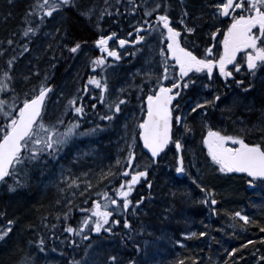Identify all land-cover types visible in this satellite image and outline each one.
Listing matches in <instances>:
<instances>
[{
    "label": "rangeland",
    "instance_id": "obj_1",
    "mask_svg": "<svg viewBox=\"0 0 264 264\" xmlns=\"http://www.w3.org/2000/svg\"><path fill=\"white\" fill-rule=\"evenodd\" d=\"M74 1V6L79 8L82 13L91 10L90 15L84 16L94 26L99 25L104 29L101 31L103 33L101 35L116 33V36L110 38V43H108L109 47L117 48L120 58L117 60L113 57H106L111 63L101 71L99 67L93 69L90 64L93 56L104 54L100 52L99 46L95 43L92 45L87 41L88 39L78 40L80 48L76 53L70 52L69 47H65L66 44L68 46L72 44L67 33L66 15L57 10L48 21H37L38 30L40 29L38 35L32 39V45L26 48L23 53L19 52L21 55L18 59H14L16 61L11 65V68L0 67V73L10 71L12 88L22 99L26 92L31 93V86L37 85L38 81L45 79V73L47 74V83L50 78V70L61 58V53L67 52L62 57L64 63L66 56L71 54L73 57L70 67L61 80L62 82L56 84L50 93L43 118L45 121H55L61 113H64V124H67L70 119L78 117L79 114L65 110L68 98L76 95L77 103H82L85 106L84 116L79 117L81 130L96 129L94 132L76 136L65 144L58 153L62 160L57 159L58 154L55 157V160L59 162L56 166L46 167L33 164V161H26L19 165L18 171L14 174L13 183L16 176H19L22 182L14 183V187L10 183L0 185V205L5 208L0 215V226L9 227L6 222L15 216L14 212L18 207L21 208L22 202L19 197L27 182H35L43 187L57 188L59 202L55 204L58 209L67 210L68 215L64 217L67 220L69 213L74 215L75 206H83L82 204L91 206L93 200L100 198L97 193L105 190L117 179L119 175H115V173H123L121 165L126 166L124 157L128 154V143H133V151L138 152V120L146 112L143 97L155 83V73L162 72L158 49L166 47V45L158 35H146L147 26L141 32L142 35H145V40L138 41L136 44L119 45L121 37L125 40L135 39L134 29L137 22L146 19L144 15L145 0ZM166 2L169 4L168 14L172 18L171 23L181 30L182 44L199 52V55L204 54L208 44L213 46L214 53L220 51L222 46L219 41L222 39V33L217 32L216 37H212L210 33L217 27L226 26L228 20L226 22L222 17L213 16L217 0H166ZM148 6H151V0H149ZM133 7H135V11L131 10ZM163 10V7L159 9V11ZM185 11L186 15L183 16L185 23L194 28L191 33L186 32L184 25L179 22ZM154 15L155 13H152L153 17ZM152 22L157 23L154 19ZM129 33L132 35L129 36ZM62 47H64V51ZM150 71L153 73L151 83L144 75ZM89 75L106 77L108 87L105 90L104 100L100 99L99 87L91 84L88 80ZM240 75L243 80L239 81L242 83H235L232 92L219 95L220 99L215 100L214 105H207L213 106L212 112L209 114L202 111L201 108H196L195 111L191 110L200 101L199 94L207 85L205 81L203 82L199 78L194 79L193 83L189 84L184 91L186 97L183 98L182 108L178 107V110L187 117L191 131L185 132L182 125H177V138L181 140L182 144L181 153L175 147V138L171 146L158 159L153 158L157 160L158 166L155 167L152 189L149 196L142 199L136 206L140 227L133 236L140 250V252L138 251L139 255L134 260L129 258L123 260L117 239H97L86 244L79 252L72 247L65 264H72L73 261H78L79 264H113L108 260L109 256L116 257L114 264H127L129 260L133 261V264H165L176 254L178 247L185 246V240L194 236L184 235V233L195 234L197 226H205L203 220L209 221L212 208L222 211L231 199L240 203L239 209L234 212L240 211L242 216L249 217V221L245 222L242 217L225 216L223 225L228 232L224 237L230 241H234V237L245 229L244 225L253 219L264 218V181H254L252 185L248 183L249 179L245 175H228L227 172H221L219 165L210 159L207 150L201 145L204 128L211 125L217 126L227 135H241L244 138L249 131L254 143L264 141V66H258L254 72L245 70ZM85 84H88L87 91H83ZM132 85H142V87H133ZM78 89H80L79 92ZM121 89L123 91H120ZM120 95L126 97V100L121 104L120 112H114L113 109L112 119H102L101 114L108 115L107 106L119 99ZM5 96L11 99L12 92L0 93V98H5ZM93 104H95L94 109L92 108ZM133 134H135V140L132 139ZM182 153L186 165H184L183 177L179 178L176 171V158ZM117 159L120 160L119 165L116 164ZM139 162L143 165L142 158L138 159ZM30 166H35V169H30ZM109 166H111L113 175L99 180V176L108 171ZM20 167H23V171H19ZM62 171L64 175H76L80 179L81 185L61 191L64 188V182L60 180ZM82 173H88V175L84 176ZM244 177L245 181H243ZM230 178H232L231 182L235 183L233 190L235 192H228V189L233 187H229V184L225 183L228 181L225 180ZM85 180L90 181L93 185L86 192L84 191ZM108 180L112 182L108 183ZM239 183L242 186L240 190L238 189ZM10 185H12L11 188ZM222 187L223 189L219 190ZM204 189L211 190V195ZM205 198H208V203H204ZM212 198L216 200L215 205L211 204ZM245 199L247 200L245 201ZM205 214L207 216H204ZM10 229L7 236L0 238V245L9 244L11 249L12 244L9 242L14 240V246V242L19 241L20 234H17L15 227ZM177 240L181 243H176ZM60 246L61 244H55L53 247H43L37 241L26 242L23 248H14L15 250L8 255V258L14 260L15 264H20L22 260L26 261L25 264H43V262L61 264L63 258ZM253 260V264H264V251L260 249Z\"/></svg>",
    "mask_w": 264,
    "mask_h": 264
},
{
    "label": "snow or ice",
    "instance_id": "obj_2",
    "mask_svg": "<svg viewBox=\"0 0 264 264\" xmlns=\"http://www.w3.org/2000/svg\"><path fill=\"white\" fill-rule=\"evenodd\" d=\"M73 2L74 0H34L28 12L32 13L33 16H39L40 20L43 21L47 16H51L54 10L61 9ZM148 4L149 0H145L144 15L146 19L142 22H137L134 29L136 33L135 39L125 40L121 37L119 38V45L123 46L126 43L136 44L138 41L145 40V35L140 34L141 30L145 29V26H147L146 35L156 34L166 45V47L158 49L162 72L155 73L156 81L152 84V88L147 92V95L143 97V101H146V112L138 120L139 138L143 141V146L150 152L151 157L155 158L173 140V121L177 125H182L185 132L191 131L187 117L182 115L178 108L174 113L173 105V98L180 94V89L187 87L191 82L190 73L206 71L207 75L211 77L213 68L217 67L219 74L228 78L233 77L234 72L245 70L242 69V63L246 64V70L249 72H254L258 66H264V0H217L214 5L213 16L222 17L225 20H229V22L223 28L217 27L210 33L212 37H216L217 32L222 33V39L219 41L222 46L220 51L214 53L213 46L208 44L203 55H198L195 50L181 43V30L174 27L170 22L172 18L168 14L169 4L166 0H151V6H148ZM161 7L164 9L163 11H159ZM131 10L135 11V7ZM152 13H155L154 17ZM83 14L90 15L91 10L84 11ZM184 15H186V11L182 13L179 22L184 25L186 32L191 33L194 28L189 27L185 23ZM28 18L31 19V17ZM153 19L157 23H153ZM38 28L39 24L31 27L25 26L23 34L28 36ZM128 35L131 36L132 33ZM115 36L116 33L112 32L108 35H100L95 40V45L99 46L100 52L104 54L95 55L91 58L90 64L93 69L99 67L103 71L111 63L106 57H113L117 60L120 58L117 48L109 47L108 43L109 39ZM65 47H69L70 52L76 53L80 48V42L77 41L70 46L65 45ZM0 51H3V49H0ZM238 54H240L242 60H238ZM14 59L15 57H12L8 60L9 69ZM144 75L151 83L153 73L150 71ZM46 77L47 74L45 73V79L38 81L37 85L31 86V93L26 92L21 99L12 88L10 71L0 73V93L12 92L11 99L6 96L5 98H0V116L4 119V123L0 124V180L10 174H15L19 165L26 161H35L42 154L55 156L74 137L96 130L95 128L81 130L79 117L84 116L85 106L82 103H77L78 97L76 95L68 98L65 110H71L73 113L79 114L78 117L70 119L67 124H64V113H61L55 121L44 120L43 111L46 94L53 87L51 84L46 83ZM88 80L91 84L99 87L100 99L104 100L105 90L108 87L106 77L101 78L89 75ZM236 83L240 84L242 81L237 80ZM132 86L142 87V85ZM248 87H251V85H248ZM87 90L88 84H85L83 91ZM77 91L79 92L80 89ZM120 91H123V89ZM216 99H218V94L211 100L205 98L199 101L191 110L195 111L196 108H201L202 111H207V109L203 108V105H214ZM125 100L126 97L120 95L119 99L110 103L107 106L108 115L101 114L102 119H112L114 112H120L121 104ZM92 108H95V104L92 105ZM133 131L135 133V130ZM132 139H136L135 134H133ZM202 142L206 146L207 153L212 161L219 165L221 172L236 170L247 173L251 177L248 180L249 184H252L256 178L264 179V141L250 143L241 135H225L222 131L207 127V132L203 135ZM174 143L177 150L181 149L182 144L179 138H176ZM133 147V143L127 144L128 154L124 157L127 166L121 165V171L128 178L121 179L120 183L112 190V194L108 190H102L97 193L98 197H103L104 199L93 200L91 207L83 210L88 214L82 217L77 227L68 224L66 230L69 233L80 232L83 234L82 230L85 229H88L89 233H99L102 229L111 231L112 229L108 225L120 222L118 219L110 220V217H113L114 212L120 213L129 208L132 203L129 194L133 191V186L136 185L141 177L147 176L148 173L147 168H140L139 166H136L135 169L133 168V160L136 155ZM176 159V171H185L183 158L177 156ZM116 164H120L119 159H117ZM82 175L87 176L88 173H82ZM112 175L113 171L111 166H109V170L103 172L99 176V180H104L105 177ZM115 175H120V173H115ZM60 180L64 182V188L61 191L81 185V181L76 175H64L63 171L61 172ZM21 182L19 176H16L14 183L18 184ZM111 182V180H108V183ZM84 183L86 184L85 192L93 187L88 180H85ZM150 183L151 181H149ZM9 187L11 188L12 185ZM201 187L203 188V186ZM204 190L211 195V190ZM113 196L122 198V201L113 198ZM68 202L71 203V201ZM135 203L139 204L140 199L136 200ZM204 203H208V198H205ZM211 204H216L215 198L211 199ZM109 205L115 207L110 209ZM212 212H216V209L212 208ZM63 215L67 217L68 212L63 213ZM230 215L237 218L242 217L245 222L249 221V217L246 215L242 216L240 211L230 213ZM252 222L254 223L255 221ZM6 223L9 227L0 226V238H4L11 230L10 226L13 221L8 220ZM123 223L125 227L130 224L127 218L123 220ZM184 235L192 236L194 233L187 232ZM200 235H204V233H200ZM260 239L264 240V236ZM37 243L43 246L44 241L41 239ZM176 243L179 244L181 241L177 240ZM236 251L233 248L227 255L231 256ZM108 260L114 264L116 257L109 256ZM21 264H25V261L22 260ZM72 264H79V262L73 261ZM127 264H133V261L129 260Z\"/></svg>",
    "mask_w": 264,
    "mask_h": 264
},
{
    "label": "trees",
    "instance_id": "obj_3",
    "mask_svg": "<svg viewBox=\"0 0 264 264\" xmlns=\"http://www.w3.org/2000/svg\"><path fill=\"white\" fill-rule=\"evenodd\" d=\"M33 3L34 0H0V49H3V51H0V67H9L7 63L8 60L12 57L18 59L21 55L19 52L22 51L21 53H23L26 48L32 45V39L38 35L40 29H37L34 33H31L28 36L23 34L25 26H35L37 21H41L39 16H33L32 13L28 12ZM74 4L75 1L61 9H57L66 15L69 40L70 42L72 41V43H75L81 39H88L87 41L93 45L97 37L103 34L101 31H104V29L98 27L97 30V27L94 26V24L91 23L89 19L86 18L80 11V9L74 6ZM57 10H54L53 13L57 12ZM51 16H47L43 21H48ZM28 17H31V19ZM9 41H11V43H9ZM62 48L64 51V47ZM66 53L65 51L64 53H61V58L58 60L56 65L52 66V69L50 70V78L47 83L51 84L53 89L56 84L62 82L61 80L70 67V61L73 56L68 54L64 63L62 57ZM15 61L16 60H13L12 64H14ZM3 123L4 119L0 116V124ZM137 147L139 148L137 149L138 152L133 160V168L135 169L136 166H139L140 168H147L148 173L147 176L141 177L136 185L133 186V191L129 194V198L132 201L129 208L120 213L114 212L113 217H110V220L118 219L120 221L118 224L108 225V227L112 229L111 231L102 229L99 233H89V230L85 229L82 230L83 234L80 232L69 233L66 230V226L71 224L73 227H77L82 217L88 214L83 210H86L91 206L86 204H82L84 208L83 206H75L73 212L74 215L69 213L68 219L65 220L63 213L67 210H61L56 207L59 198L57 195V188L43 187L35 182H27L22 188L21 195L19 194V198L22 202L21 208L18 207L17 211L14 212L15 216L11 219V221H13L11 225L12 227L10 226L12 229L15 227L16 231L20 234V238L18 239V242H14V246V240L9 242L12 244L11 249L9 244L0 245V264H15L16 262L14 260L12 261L8 258V255H10L13 250L17 247L23 248L26 242L32 243L33 241L41 239L44 241L43 247H53L55 244H61L60 247L62 248L61 254L63 258L61 264H65L69 258L72 247L75 248V250L77 249V252H79L92 240H105L106 238H114L118 240L122 251L121 258L123 260H127V258L134 260L140 252L137 247L136 239L133 236V234L136 233L137 229L139 230L140 227L138 224V216L136 214L137 204L135 201L138 199L141 201V197L144 199L149 196V192L152 189V179L155 167L158 166V164H156L157 160L152 159L144 153L140 144H138ZM57 156V159L62 160L59 157V154ZM55 157L56 155L48 156L47 154H42L39 159L33 161V164L46 167L50 165L56 166L59 162L58 160H55ZM140 158H142L143 165H141L140 162L138 163V159ZM30 169H35V166H30ZM19 171H23V167H20ZM13 178L14 174H10L4 183L13 184L14 187ZM125 178L128 177L124 173H120L117 179L113 181L110 186L106 187L105 190H108L110 194H112V190L120 183V180ZM231 179L232 178L225 180L228 181L225 183L229 184V187H233L228 189V192L235 189V183L231 182ZM149 181H151L150 184ZM243 181H245V177ZM216 183L218 184V182ZM241 185L239 183V190L242 188ZM221 189H223V187L219 190ZM113 198L122 201V198H116L114 196ZM99 199L103 200L104 198L100 197ZM246 200L247 199H245V201ZM238 206H240V203H238L237 200L231 199L230 203L227 204L225 209H222V211L216 209V212H211L209 221L206 219L203 220L205 226H197L196 234L185 240V246L178 247L175 252L176 254L172 256V259H170L172 261L169 260L170 262H166L165 264H177L178 262L179 264H187L186 261L189 262V259L194 257L198 259V262L195 264H209L211 258H215L217 256L223 258L227 264H232L233 262L229 263L231 258L235 257V255H238L239 253L242 254L244 258L243 260L247 261L249 264H253L254 260L252 258L254 256H251V254L256 251L257 245L259 244L261 249L264 251V240L260 239L264 236V218L253 219L252 221H255L254 223L250 221L248 224L244 225L245 229L234 237V241H230L224 236H220V238L217 237V232L224 227L223 224L225 223V216H230V213H233ZM113 207L115 206L109 205L110 209ZM4 209V206L0 205L1 213H3L2 211ZM204 216L207 215L205 214ZM125 218H127L130 222L128 227H125L123 223ZM54 224L57 225L55 226ZM208 227L210 228L209 233H204L203 237L199 240V243L198 239L199 236H201L200 233L205 232L199 231ZM12 235L14 234L12 233ZM202 239L203 241H201ZM233 248L237 251L232 253L231 256H228L227 253ZM43 264L49 263L43 262ZM233 264L242 263L234 262Z\"/></svg>",
    "mask_w": 264,
    "mask_h": 264
},
{
    "label": "flooded vegetation",
    "instance_id": "obj_4",
    "mask_svg": "<svg viewBox=\"0 0 264 264\" xmlns=\"http://www.w3.org/2000/svg\"><path fill=\"white\" fill-rule=\"evenodd\" d=\"M226 22H227V20H226ZM228 22H229V20H228ZM196 53L198 55L200 54L197 51H196ZM238 60H242V57L240 56V54H238ZM242 69L246 70V64L242 63ZM245 70L240 71V72H234V76L233 77L225 78V77H223V76H221L219 74V69L217 67H214L213 68V75L211 77H209L207 75L206 71L205 72H201V73H194V74L190 73L189 77H190V81L191 82L189 84L193 83V80L194 79H198V78L200 80H203V82L205 81L207 83V86L205 87V89H202L200 94H199V96H201L200 101L205 99V98L211 100L213 98V96H217V94H218V99H216V101H218L220 99L219 95H221V94L224 95L225 93L232 92V89H234L236 81L237 80H243L242 75H240V74L244 73ZM169 79H171V77H169ZM187 87L181 88L180 89V94L173 98L174 113H175V111L177 110L178 107L180 109L182 108V106H183L182 105L183 98L186 97L185 96L186 94H184V91L187 89ZM217 105H219V104L217 103ZM203 107L205 109H207V111H206L207 114L212 112V107L213 106L203 105ZM210 127H213L215 129L219 130V128L217 126H215V125H211ZM177 130H178L177 129V124L175 123V121H173V129H172L173 140L175 138H177V132H178ZM203 132H204V134L207 132V127L204 128ZM223 134L227 135L226 133H223ZM250 135H251V133H249V131H247V133L245 134V140L247 142L254 143V141H252V138L250 137ZM202 138H201V145H202V147L204 149L207 150L206 146L202 142ZM173 140L171 141V144L173 143ZM184 165H186V161L185 160H184ZM227 173H228V175H244V174L236 173L233 170L230 171V172H227ZM254 186H255V184H254Z\"/></svg>",
    "mask_w": 264,
    "mask_h": 264
},
{
    "label": "bare ground",
    "instance_id": "obj_5",
    "mask_svg": "<svg viewBox=\"0 0 264 264\" xmlns=\"http://www.w3.org/2000/svg\"><path fill=\"white\" fill-rule=\"evenodd\" d=\"M45 106H46V103H45ZM171 145V141L169 142V145L168 146H170ZM167 146V147H168ZM239 208L237 207V209L236 210H238ZM241 226V225H240ZM197 230V229H196ZM209 230H210V228L208 227V228H205L204 230H200L199 232H201V231H205V232H201V233H206V232H208L209 233ZM227 230H226V228L225 227H223L222 229H220L218 232H217V237L218 238H220V236H227ZM17 234H19V232H17ZM196 234V233H195ZM194 234V235H195ZM203 237V235H201V236H199V239H198V242L200 243V239ZM216 237V238H217ZM201 241H203V239L201 240ZM260 249H261V246L258 244L257 245V247H256V251H254L252 254H251V256H254L255 257V254L257 253V252H259L260 251ZM217 251H220V250H217ZM253 257V258H254ZM252 258V259H253ZM172 259V258H171ZM240 259H242V261H240ZM244 258H243V256H242V254H238V255H235V257H233V258H231V261L229 262V263H234L235 261L237 262V261H239L240 263H242V264H249L247 261H245V260H243ZM170 261H172V260H170ZM169 261V262H170ZM198 262V259L197 258H192V259H189V262H187L186 261V263L187 264H195V263H197ZM238 262V263H239ZM232 263V264H233ZM209 264H227L224 260H223V258H220V257H215V258H211V261H210V263Z\"/></svg>",
    "mask_w": 264,
    "mask_h": 264
},
{
    "label": "water",
    "instance_id": "obj_6",
    "mask_svg": "<svg viewBox=\"0 0 264 264\" xmlns=\"http://www.w3.org/2000/svg\"><path fill=\"white\" fill-rule=\"evenodd\" d=\"M50 91H51V89H50ZM50 91H49V93H50ZM49 93L48 94H46V98H45V103H46V100H47V97H48V95H49ZM146 103V102H145ZM140 139V138H139ZM140 143H141V145H142V148H143V150H144V152L145 153H147L148 155H150L151 156V154H150V152L143 146V141L140 139ZM169 145V144H168ZM167 145V146H168ZM167 146H166V148H167ZM166 148L164 149V150H162V152L160 153V154H158V156H160L165 150H166ZM181 153V152H180ZM157 156V157H158ZM179 156H181L182 157V154H180ZM183 158V157H182ZM184 163V162H183ZM236 171V170H235ZM238 172V171H237ZM242 173H244V172H242ZM245 174H247V173H245ZM178 175L179 176H181V175H183V172H178ZM248 175V174H247ZM9 176V175H8ZM8 176H6L4 179H6ZM249 176V175H248ZM250 177V176H249ZM251 178V177H250ZM4 179H2V180H0V184L2 183V181L4 180ZM256 179H259V180H264V179H260V178H256Z\"/></svg>",
    "mask_w": 264,
    "mask_h": 264
}]
</instances>
